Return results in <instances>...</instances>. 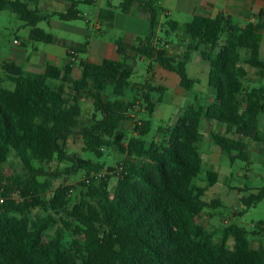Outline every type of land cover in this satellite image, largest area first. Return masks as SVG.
Listing matches in <instances>:
<instances>
[{
    "label": "trees",
    "instance_id": "1",
    "mask_svg": "<svg viewBox=\"0 0 264 264\" xmlns=\"http://www.w3.org/2000/svg\"><path fill=\"white\" fill-rule=\"evenodd\" d=\"M156 2L122 0L117 9L123 13L139 6L150 14L148 37L136 44L119 42L120 60L79 61V79L71 77L74 61L63 69L48 65L42 73H29L14 62H4L14 87L0 86V264H264V250L253 248L238 225L232 223L216 233L200 223L201 215L220 207V201L204 200L218 175L208 172L207 186L198 184L203 161L197 147L204 119L226 125V134H214L213 139L232 162L238 158L247 161L245 152L233 154L244 147L242 140L264 143L259 128L264 86L246 87V66L258 69L264 77L263 14L257 23L245 27L223 14L195 16L184 25L169 20L165 25L170 33L182 31L188 38V52L177 58L168 55L164 44L154 42L159 25ZM76 4L55 16L62 21L80 19ZM107 7L99 16L112 23L115 10L111 4ZM6 8L32 28L30 40L66 45L36 28L45 18L27 3L0 0V12ZM87 47L88 43L69 45L80 54ZM193 52L208 63L215 102L207 108L188 106L174 124L158 128V139L147 140L166 88L150 81L133 83L136 58L148 59L149 69L155 63L175 72L181 87L192 92L198 83L187 73ZM54 81L61 85L54 86ZM62 83L71 84L70 95ZM107 93L112 97L106 99ZM155 94L161 95L157 101ZM84 97L92 98L94 106L92 117L86 120L80 105ZM128 122L133 134L124 128ZM233 131L237 139L229 137ZM77 136L83 141V152L92 153L96 160L66 151L69 138ZM107 150L126 157L117 165L122 171L116 175L119 181L113 194L108 190L111 175L101 183L89 179L106 169L100 160ZM11 154L22 162V175L5 174ZM52 162L69 166L62 172H49L45 166ZM80 171L89 175L82 184L85 196L72 208L70 186L51 191L48 182L40 180ZM263 200L264 187L241 197L240 202L249 210ZM37 209L46 215L30 219ZM66 233L71 238L69 247L64 244Z\"/></svg>",
    "mask_w": 264,
    "mask_h": 264
},
{
    "label": "crops",
    "instance_id": "2",
    "mask_svg": "<svg viewBox=\"0 0 264 264\" xmlns=\"http://www.w3.org/2000/svg\"><path fill=\"white\" fill-rule=\"evenodd\" d=\"M21 1L27 3L30 9L37 10L40 12V15L44 16L45 19L40 23H38L36 28L46 33L52 34L53 36H55L56 39H58L59 41H63L66 44L64 45L60 42L53 44L43 43L45 45H48L46 52H43L47 56V59H45L44 61H42L43 59L40 58L39 56L40 51L38 48L34 49V53H36V56L34 58H32L31 56H25V51L18 52L17 54L18 58H20L21 60L27 63L26 68L24 69L21 65H18L15 61H11V62L16 63L24 71L29 73H42L46 70V67L48 65H54L63 69L73 60L72 57H70V51H71V49H69L70 44L88 43V47L85 50V54L89 56V59L87 61L92 63H100L104 59L120 60L121 56L118 53V47H117V44L119 42H123L127 44H136L140 40L146 38V35L149 34L150 14L144 9L140 8L139 6H135L130 13H123L121 10L117 9V7L120 6L122 0H120L117 5L112 3L113 0H107L106 5H104L100 0H90L88 1L87 4L97 6L96 11L91 15L89 13H82L78 8V5L84 3V1L86 0H75L76 2H78L75 8L80 12V19L77 20H86L89 27L90 26L93 27V33L90 31V28H84L82 26H79L78 24L72 23V21H77V20L62 21L57 16H55L56 13H65L70 8H72V6L75 5V1L73 0H21ZM144 1H148V0H144ZM108 4H111L112 8L115 10V19L112 23H109L108 21L100 18L99 16L100 12L103 9L108 8L107 7ZM156 6L158 7V15L160 14L161 16L160 21H158L159 25L157 31L160 30L164 32V35L161 36L158 33H156L154 42L155 44H157V42H161L162 44H164L168 55L177 58L184 57L188 52L187 51L188 38L182 31L176 33H170L167 30V27L164 25V18H167L166 23L169 20H174L180 23L181 25H184L185 23L190 22L195 16L216 18L217 16L223 14L225 16L231 17L234 20V22L239 23L240 25L245 27L248 23H257L258 16L260 14H263L262 20L264 21V0H157ZM182 16H188L190 18V21L183 23L180 22L178 18ZM105 23L112 26L113 25L117 26L118 23V26L124 27L125 28L124 38L115 39L114 41H108L103 39V33H104L103 28ZM25 25L29 27L26 23ZM29 28L31 31L32 28L31 27ZM30 31L27 41H32L30 40ZM81 35L82 36L85 35V38L82 37ZM17 40L19 41V39ZM19 42L20 45L19 46L15 45V46L23 47L24 44L21 41ZM37 43H41V42H37ZM261 50H262V58L264 60V38H263ZM75 54H76L74 59L75 63L73 65L71 77L73 79H79L81 77L82 72L78 63L79 61H81V59H80V53L76 52ZM129 54L132 55V52L129 51ZM245 57H246V53L243 52L242 58L244 59ZM142 60H145V58H142ZM36 69L39 71H33ZM246 70L248 72V82L246 83L247 88L264 86V77L259 76L260 71L258 69H254L246 66ZM199 73L201 76L204 77V82L201 83L200 80L194 79L198 83L195 85V88L192 91L193 97H190V99H193V103H190V105L197 104L200 107L207 108L208 106H210L215 102L216 91L214 88L210 87L208 83L209 66H204L203 69L199 70ZM52 84L54 86H60L61 82L54 81L52 82ZM62 84L65 87L66 93L70 95L72 93L71 84L69 83H62ZM12 86L14 87L13 84ZM85 100H89L93 104L92 98L84 97L80 101V105L81 102ZM162 102L157 103L155 115H158L162 110H165L160 106ZM184 110H180L176 120ZM81 111H82V107H81ZM82 118H83V113H82ZM130 124L132 125L131 122L124 124V128L133 134V129L131 130V127L133 125L131 126ZM259 128L261 132L264 134V129H262L261 126V119L259 121ZM226 131H227V127L224 124L215 121H210L208 119L203 120L201 140L197 143V147L202 156V161H203L202 168L203 170L206 171V178H207V173L212 172L218 175V181L221 179L222 169L220 167L221 165L220 163L225 153L216 145L213 139V135L214 134L224 135L226 134ZM229 137L233 139H237L234 131L231 134H229ZM242 142L244 143V147L241 146L238 147L234 151L233 153L234 155L240 156L241 153L245 152L247 154V161L250 163L252 162V160L257 158H261L262 160H264V143H255L249 140H242ZM203 182L204 185L202 186L203 187L207 186V182L205 181ZM211 201H206V202H211ZM219 201L221 207L223 203L221 202V200ZM211 210L212 209H207V211L201 215L199 221L207 229L217 233L219 232L218 230L219 225L214 222L216 218V213ZM239 213L238 211L235 210L233 212L232 218L236 217L237 214ZM224 223L226 224L225 226L232 224L230 223V221L225 219H224ZM230 244L232 243L230 242Z\"/></svg>",
    "mask_w": 264,
    "mask_h": 264
},
{
    "label": "rangeland",
    "instance_id": "3",
    "mask_svg": "<svg viewBox=\"0 0 264 264\" xmlns=\"http://www.w3.org/2000/svg\"><path fill=\"white\" fill-rule=\"evenodd\" d=\"M104 5H106L107 0H100ZM120 0H113V4L117 5ZM79 10L82 13H89L90 15L96 11L97 6L82 3L78 5ZM120 10V9H118ZM126 18V17H124ZM161 16L158 15V21H160ZM180 22L190 21L188 16L179 17ZM167 18H164V25L166 24ZM72 23L78 24L84 28H90L93 33V27L88 25L86 20L72 21ZM166 26V25H165ZM167 27V26H166ZM168 29V28H167ZM103 39L108 41H114L115 39L124 38V27L116 25L104 24ZM30 28L25 25L17 14H15L11 9L6 8L0 12V86L4 88H12V83L8 80V74L3 68L4 62L15 61L18 65H21L24 69L27 63L20 58H18V52L25 51V56H31L34 58L36 53L34 49L38 48L40 51V58L44 61L47 59L46 49L48 45L43 43H37L32 41H27ZM159 35H164V32L157 31ZM149 34L146 35L148 37ZM82 36V35H81ZM82 37L85 38V35ZM145 37V36H142ZM19 39L24 46L16 47L14 42ZM145 39V38H144ZM81 60H88L89 56L85 53L80 54ZM204 66H208V63L202 60L201 56L197 52L191 54L190 62L187 66V72L190 78L198 79L201 83L204 82V77L200 75L199 70L203 69ZM150 68V61L148 59L142 60L141 57L136 58V63L134 67V75L132 77L133 83H145V81L150 80V82L156 85H163L167 91L161 96L159 94L154 95V99L157 101L159 96L162 97V103L160 104L162 110L158 115H155L153 119V129L152 132L147 137V140H156L159 138L158 128L161 126H167L173 124L179 115L180 110L187 108L190 103H193L192 92L186 91L180 86L179 76L170 71H166L159 67L157 64H153ZM39 71V70H33ZM106 99L112 97L110 93L106 94ZM83 118L86 120L93 115L94 106L91 101L85 100L81 102ZM261 126L264 129V115H261ZM131 125V124H130ZM132 126V125H131ZM130 126V127H131ZM133 126L131 127V130ZM66 151L70 154H75L86 160H96V157L89 152H83V141L80 137H70L66 143ZM125 156L120 154L115 150H107L104 153L103 158L100 160L104 164L105 168L108 167L117 168V165L125 160ZM36 167L41 165L34 162ZM221 167V179L216 185L208 190L205 200L211 201L213 199H219L223 203L221 207L212 209L211 211L216 213V218L214 220L217 223L219 232L222 231L223 227L226 225L224 219L230 221V223L236 224L246 231L248 240L252 246L256 249L264 250V200L260 202L256 207L246 210L245 207L240 202V198L243 196H248L251 192H257L258 189L264 187V160L257 158L252 160V162L244 161L243 159H235L233 162L225 154L220 163ZM69 166V163L59 164L57 162H52L47 164L46 170L49 172L64 171L65 168ZM106 169L102 171L104 175L100 177L98 182L101 183L103 179H107ZM4 172L6 175H22L23 174V164L14 155L9 156L8 163L4 166ZM91 175V174H90ZM59 178L52 176L41 177V181H47L50 190H54L61 185L70 186L71 194L69 197V207L72 208L75 204H78L85 195H83V182L88 178V174L85 171H80L77 174L71 176H65L59 174ZM109 186L108 190L113 194L115 187L118 184V177L116 175H111L108 178ZM207 182L206 171L203 170L200 175L199 185H204ZM245 189H249L248 192ZM51 192L47 195L50 197ZM1 203V198H0ZM238 211L242 215H238L232 218L233 212ZM46 215L43 209H37L33 211L29 218L34 220L37 218H42ZM223 219V221H222ZM203 222V221H202ZM262 223V224H261ZM57 227L51 230V234H54ZM221 234L218 233V236ZM64 244L66 247L71 245V238L66 233Z\"/></svg>",
    "mask_w": 264,
    "mask_h": 264
},
{
    "label": "built area",
    "instance_id": "4",
    "mask_svg": "<svg viewBox=\"0 0 264 264\" xmlns=\"http://www.w3.org/2000/svg\"><path fill=\"white\" fill-rule=\"evenodd\" d=\"M14 44L16 46H19L20 42L18 40H15ZM70 55L72 56V59H73L72 61H74L75 56H76L75 52L74 51H70ZM121 171H122V167H117L115 172H111V173L106 172V174L107 175L108 174L109 175H119ZM102 175H104V173H102V171L100 173H93L89 179L94 178L96 180H99L100 177H102Z\"/></svg>",
    "mask_w": 264,
    "mask_h": 264
}]
</instances>
